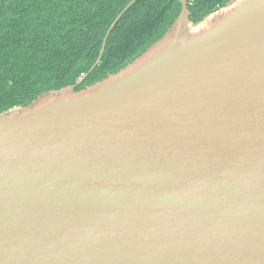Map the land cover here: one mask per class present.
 <instances>
[{"label":"water","instance_id":"95a60500","mask_svg":"<svg viewBox=\"0 0 264 264\" xmlns=\"http://www.w3.org/2000/svg\"><path fill=\"white\" fill-rule=\"evenodd\" d=\"M190 15L0 114V264H264V0Z\"/></svg>","mask_w":264,"mask_h":264},{"label":"trees","instance_id":"16d2710c","mask_svg":"<svg viewBox=\"0 0 264 264\" xmlns=\"http://www.w3.org/2000/svg\"><path fill=\"white\" fill-rule=\"evenodd\" d=\"M132 1L0 0V114L50 90L79 91L119 72L161 39L182 10V0H137L124 11ZM229 1L188 0L190 19L197 23Z\"/></svg>","mask_w":264,"mask_h":264}]
</instances>
